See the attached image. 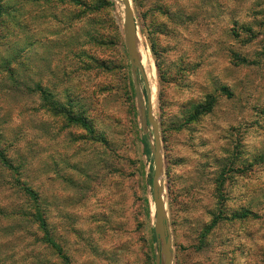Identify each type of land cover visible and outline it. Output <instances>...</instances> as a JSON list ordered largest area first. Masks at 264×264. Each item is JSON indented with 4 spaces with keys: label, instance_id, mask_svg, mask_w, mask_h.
Here are the masks:
<instances>
[{
    "label": "rangeland",
    "instance_id": "374dc122",
    "mask_svg": "<svg viewBox=\"0 0 264 264\" xmlns=\"http://www.w3.org/2000/svg\"><path fill=\"white\" fill-rule=\"evenodd\" d=\"M106 1L72 31L63 8L45 17L30 0L8 3L22 26L0 42V64L21 53V67L0 81V138L24 161L70 264H157L153 129L138 103L124 5ZM130 2L159 126L173 263L264 264V0ZM71 46L92 54L85 60L93 69L81 78ZM234 53L249 65H233ZM35 83L69 108L63 91L77 88L73 110L89 115L99 134L48 113ZM197 107L211 111L190 122ZM12 182L0 169V264H61L20 219L26 199Z\"/></svg>",
    "mask_w": 264,
    "mask_h": 264
},
{
    "label": "trees",
    "instance_id": "16d2710c",
    "mask_svg": "<svg viewBox=\"0 0 264 264\" xmlns=\"http://www.w3.org/2000/svg\"><path fill=\"white\" fill-rule=\"evenodd\" d=\"M12 0H0V42L6 39V36L11 34V32L16 31L17 26L21 25L19 14H10L11 10L8 3H11ZM40 6L38 9L39 13L45 15V17H51V15L46 16L51 10H56L58 8H63L69 12L68 28L71 29L77 21L83 19L90 20L93 18L92 15L94 12L105 9V5L108 4L106 0H30ZM62 9V10H63ZM59 10V9H58ZM57 10V12H58ZM56 12V13H57ZM15 13V12H14ZM44 17V18H45ZM54 19H58L56 14L52 16ZM22 26V25H21ZM241 30L245 31L247 34H250V37H253V29L250 26H240ZM17 37V36H16ZM236 38H240L238 33H235ZM76 34L72 35V41L75 42ZM244 41V40H242ZM245 43V42H244ZM251 42H246L249 44ZM76 42L72 45H75ZM75 50L72 46L70 47V53H72L74 58L80 60L78 78L84 76V74H89L92 71L93 66L88 63L85 58L89 61H92V54L87 50H82L78 46ZM16 55V54H15ZM21 53H18L14 58H9L7 61H4L0 64L3 68L0 72V81L2 78L15 79L19 73V64ZM233 65L238 66L241 64L249 65L247 58L240 56L238 53L233 54ZM159 67V66H158ZM34 88L31 90L32 94L37 96L39 95L43 101L44 109L52 114L55 117L62 118L67 125L79 127L88 134H96L99 132L90 118L89 115L84 113H76L73 110L75 99L80 98V92L74 86L71 88L65 89L63 91L65 100L68 105L72 106L71 108L66 107L64 104L59 102L52 94L50 89H47L42 84L35 83ZM212 99V98H211ZM215 101L212 100L210 104ZM214 103V102H213ZM211 111L210 108L202 109V107H197L189 116V121H196L203 113H208ZM99 134V133H98ZM100 139V138H99ZM99 141V140H98ZM103 142V140H101ZM147 145H149L147 143ZM14 147L11 148V141H5L0 138V169L6 171L10 174L12 178V187L17 189V191L22 193L26 202L24 203V208L18 210V215L25 222L31 223L39 232L37 243L44 246L46 250L54 253V255L61 261V264H70L69 256L66 251L63 249V246L58 242L54 236L53 229L47 217V212L44 208V201L39 191L27 181L25 177V163L21 161L20 158L17 160L14 159ZM220 215V214H219ZM217 216L212 221V227H215L219 224L222 216ZM247 213L243 212L240 215L236 214L233 216L234 219H245Z\"/></svg>",
    "mask_w": 264,
    "mask_h": 264
},
{
    "label": "water",
    "instance_id": "95a60500",
    "mask_svg": "<svg viewBox=\"0 0 264 264\" xmlns=\"http://www.w3.org/2000/svg\"><path fill=\"white\" fill-rule=\"evenodd\" d=\"M121 2L124 5L125 44L135 79L138 103L141 108L144 123L148 122L153 129V138L155 141V146L152 147L153 158H154V175L152 179V187H153V199H154L155 215H156L155 231L158 241L160 242V248H161V252L157 255V264H160V259L162 255H163L162 264H174L172 243L169 237V221L163 200L164 187L161 184L163 160L161 154L159 126L153 118L151 94L149 92V87L147 84V77L138 55L137 23H136L135 14L131 6L130 0H121ZM140 76L144 81L147 90V96H148L147 111L144 107L145 105L142 101V96L140 93L141 92L140 78H139Z\"/></svg>",
    "mask_w": 264,
    "mask_h": 264
},
{
    "label": "bare ground",
    "instance_id": "6f19581e",
    "mask_svg": "<svg viewBox=\"0 0 264 264\" xmlns=\"http://www.w3.org/2000/svg\"><path fill=\"white\" fill-rule=\"evenodd\" d=\"M140 49V48H139ZM141 58V59H140ZM140 61H142L143 65H145V55L143 52L140 53V57H139ZM146 71V70H145ZM147 75V74H146Z\"/></svg>",
    "mask_w": 264,
    "mask_h": 264
}]
</instances>
